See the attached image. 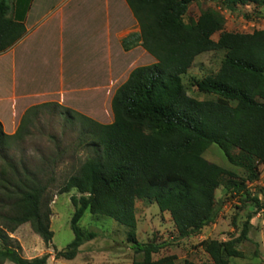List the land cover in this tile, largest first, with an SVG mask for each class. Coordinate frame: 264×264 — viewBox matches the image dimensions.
<instances>
[{
    "label": "trees",
    "instance_id": "1",
    "mask_svg": "<svg viewBox=\"0 0 264 264\" xmlns=\"http://www.w3.org/2000/svg\"><path fill=\"white\" fill-rule=\"evenodd\" d=\"M216 1L228 12L246 6L264 8V0ZM9 2L0 0V55L26 34L24 25L9 16ZM125 2L139 34L127 40L124 48L138 44L154 63L133 69L116 89L110 124H99L57 103L28 109L12 135L5 134L0 123V264H47L49 258H22L20 245L10 235L29 224L50 245V188L56 183L52 170L56 160L43 158L33 171L6 156L11 146L31 134L29 128L38 111L49 108L60 110L68 124L78 127V144L89 153L57 192L62 195L74 190L79 197L70 199L74 239L65 250L54 251L55 260H73L81 246L98 237L79 226L86 212L93 222L106 217L126 229V242L134 254L132 264H177L175 256L153 259L161 249L155 241L138 242L137 201L155 204L161 214H168L179 241L195 237L215 222L219 212L215 193L221 186L225 196L238 197L264 211V193L260 199L247 189L258 177L257 168L243 179L203 157L216 145L232 166H237L234 150L256 167H264V30L225 32L224 17L210 9L188 23L189 7L197 0ZM218 51L224 52L219 70L195 83L198 93L215 99L188 96L182 78L197 57ZM249 224L250 217L236 238L201 244L212 264L243 258L238 245L247 240Z\"/></svg>",
    "mask_w": 264,
    "mask_h": 264
},
{
    "label": "rangeland",
    "instance_id": "2",
    "mask_svg": "<svg viewBox=\"0 0 264 264\" xmlns=\"http://www.w3.org/2000/svg\"><path fill=\"white\" fill-rule=\"evenodd\" d=\"M209 9L217 11L224 17L223 30L225 32L252 34L254 31L264 30V8L257 9L246 6L240 7L234 12H228L222 9L216 0H197L189 7L185 21L188 23L196 21L202 12ZM218 35L219 33L215 34L213 40L216 41ZM82 56L80 55V57ZM121 56L130 57V60L127 65L122 64V67L120 60L117 61L116 69L114 66L112 67L115 73L110 82L108 81L99 89L89 90L85 94H64L65 101L62 103V107L92 119L99 124H110L113 119L111 99L116 89L125 82L133 69L154 63L153 58L144 53L143 50H137L131 56L130 54H122ZM223 58L224 52L218 51L202 54L195 59L187 74L182 78L188 96L196 100L215 99L213 96L198 93L195 83L215 74L219 70ZM77 65L80 67L81 63L79 62ZM79 71L81 75L86 72ZM11 76L10 65L6 63L3 90L5 103L3 111H0V123L4 125H2L3 131L7 135L16 132L20 121V116H15V126H13L11 122L13 118L11 119L7 114L11 111L13 98ZM51 89H55V87H51ZM59 97L57 98V95H55L49 100L58 103ZM38 112L39 115L33 122V126L29 128L31 134L21 142L11 146L6 153V156L13 159L15 163H24L33 171L36 166L40 165V160L43 158L48 159L51 157L52 160H56L52 166L56 183L50 188V194L53 196L49 206L51 209L50 230L53 233L50 245L46 246L33 233L29 224L20 226L14 234L10 235L19 245L20 242L22 243L25 252L23 253L21 250L20 255L26 260L28 257L38 258L46 255V248H50L52 252L65 250L73 241L74 236L70 228V220L74 208L70 199L73 196L79 197V195L74 190L62 195H57V192L65 178L73 173L89 156L88 151L78 144L81 131L77 126L73 127L68 124L63 118L64 116L60 115V110L49 108L46 111ZM231 153L237 166L229 164L216 145H211L203 157L208 162L233 172L243 179L251 175L254 167L257 168L258 177L253 182L248 183L247 189L252 196H258L262 199L264 193V167H256L255 163L238 151L232 150ZM224 193V186H221L215 193L219 206L215 222L204 228L195 237L182 241L177 240L174 226L168 214H161L155 204L137 201L135 215L138 242L147 244L155 241L156 244L161 246L160 252L153 257L154 260L165 256H175L177 264H183L184 261H192L195 264H212L201 244L212 240L225 242L230 238L238 237L244 223L250 217L248 238L238 245V250L243 253V258L230 259L229 264H264V211H257L251 203H242L238 197L225 196ZM79 226L98 234L95 248L113 252L120 251L129 257L131 254L134 257L132 250L131 252L127 250L130 246L126 242V229L113 220L102 217L99 221L93 222L90 213L86 212ZM136 260L139 261L140 257H136ZM5 264L12 263L7 262Z\"/></svg>",
    "mask_w": 264,
    "mask_h": 264
},
{
    "label": "crops",
    "instance_id": "3",
    "mask_svg": "<svg viewBox=\"0 0 264 264\" xmlns=\"http://www.w3.org/2000/svg\"><path fill=\"white\" fill-rule=\"evenodd\" d=\"M9 7V16L26 30L22 40L0 55V111L5 103L7 63L13 86L12 107L7 114L13 118V126L15 116L21 118L32 107L53 103L49 100L52 96H60L57 104L62 106L64 94L101 88L113 79L112 67L118 60L121 67L128 64L130 57L122 54L131 56L143 50L138 44L124 48L127 40L139 34L125 0H10ZM79 70L86 72L81 75ZM97 238L81 246L71 261L55 260L54 251L46 248L47 264H132V254L129 257L120 251L95 248ZM20 247L24 253L21 242ZM127 250L131 252V248Z\"/></svg>",
    "mask_w": 264,
    "mask_h": 264
},
{
    "label": "built area",
    "instance_id": "4",
    "mask_svg": "<svg viewBox=\"0 0 264 264\" xmlns=\"http://www.w3.org/2000/svg\"><path fill=\"white\" fill-rule=\"evenodd\" d=\"M261 199V197H259Z\"/></svg>",
    "mask_w": 264,
    "mask_h": 264
}]
</instances>
